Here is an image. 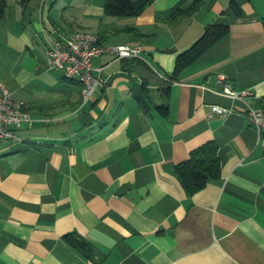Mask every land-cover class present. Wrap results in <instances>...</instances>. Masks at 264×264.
<instances>
[{"label": "crops", "instance_id": "crops-1", "mask_svg": "<svg viewBox=\"0 0 264 264\" xmlns=\"http://www.w3.org/2000/svg\"><path fill=\"white\" fill-rule=\"evenodd\" d=\"M103 4L6 0L0 82L31 120L0 140V264H264V134L247 113L264 107V0ZM210 24L228 32L174 73ZM77 29L143 47L94 57L106 81L84 103L45 56L46 34ZM208 141L220 173L188 194L175 166Z\"/></svg>", "mask_w": 264, "mask_h": 264}, {"label": "built area", "instance_id": "built-area-1", "mask_svg": "<svg viewBox=\"0 0 264 264\" xmlns=\"http://www.w3.org/2000/svg\"><path fill=\"white\" fill-rule=\"evenodd\" d=\"M45 41L47 65L63 73L78 75L83 103L91 97L95 87L106 81L102 68L93 66L94 57L103 53L116 57H135L143 50L141 45L105 44L98 33L81 29L73 30L65 37L46 34ZM225 91L238 97L246 93L232 91L229 87ZM27 105L28 101L16 97L7 85L0 82V140H8V133H15V140L9 141H18L21 123L31 120V116H24ZM212 109L216 113L227 111V108L219 105H214ZM247 113L251 125L260 135L264 134V107L249 106Z\"/></svg>", "mask_w": 264, "mask_h": 264}, {"label": "trees", "instance_id": "trees-1", "mask_svg": "<svg viewBox=\"0 0 264 264\" xmlns=\"http://www.w3.org/2000/svg\"><path fill=\"white\" fill-rule=\"evenodd\" d=\"M151 1L152 0H104L103 11L105 14L109 15L138 14ZM5 6L6 0H0V19L4 16ZM180 9L181 8L176 5L173 8L172 16L178 14ZM227 32L228 26L226 24L207 25L200 37L190 47L177 55L174 73L195 61ZM175 173L188 194H193L201 189L208 178L216 177L220 173V162L217 155L216 144L213 141H208L191 150L189 157L175 166ZM68 235L74 238L72 234ZM68 235L65 236L67 240H69Z\"/></svg>", "mask_w": 264, "mask_h": 264}, {"label": "bare ground", "instance_id": "bare-ground-1", "mask_svg": "<svg viewBox=\"0 0 264 264\" xmlns=\"http://www.w3.org/2000/svg\"><path fill=\"white\" fill-rule=\"evenodd\" d=\"M64 75L67 78H73L76 79L80 83V79L78 75L70 74V73H64ZM24 116H31L29 112V105L24 108ZM18 139H20V136L18 135ZM8 140H15V133H8Z\"/></svg>", "mask_w": 264, "mask_h": 264}]
</instances>
